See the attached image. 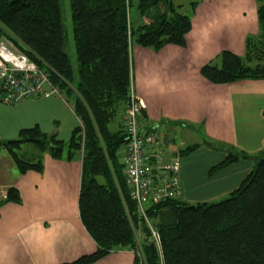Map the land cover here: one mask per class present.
<instances>
[{"label": "trees", "instance_id": "obj_1", "mask_svg": "<svg viewBox=\"0 0 264 264\" xmlns=\"http://www.w3.org/2000/svg\"><path fill=\"white\" fill-rule=\"evenodd\" d=\"M257 1L260 37L247 39L245 57L224 51L217 63L202 67L201 74L211 83L264 80V0ZM131 7L130 0H70L73 63L66 52L61 0H0V41L9 40L25 54L67 101L73 97L80 120L66 141L34 127L3 141L2 147L20 173L43 169L40 160L20 158L18 150L25 145L55 159H81L80 218L97 250L66 264H94L112 252L135 250L137 228L143 235L146 264H264V154L239 187L217 201L189 203L181 199L182 193L159 203L151 200L146 215L159 235L162 253L152 251L150 229L138 215L120 156L132 83L130 47L184 46L192 22L173 0H139L137 11L150 22L133 29ZM1 84L0 80V103ZM197 148L182 149L181 158ZM248 158L228 147L225 160L210 173ZM20 200L19 191L11 187L2 203Z\"/></svg>", "mask_w": 264, "mask_h": 264}, {"label": "crops", "instance_id": "obj_2", "mask_svg": "<svg viewBox=\"0 0 264 264\" xmlns=\"http://www.w3.org/2000/svg\"><path fill=\"white\" fill-rule=\"evenodd\" d=\"M173 2L178 11L185 10ZM184 14L192 22L184 46L154 50L131 45V82L146 105L141 125L157 134V150L169 160L184 148L198 147L181 158V199L212 202L238 188L264 154V80L213 84L201 69L217 63L224 51L247 55V39L261 33L258 1L190 0ZM130 15L133 29L150 22L139 12L132 19ZM79 125L73 101L58 93L0 103L2 142L34 127L66 141ZM228 147L249 158L211 174L210 169L225 160ZM42 155V171L20 173L7 149L0 147V264H66L97 250L80 218L81 159ZM124 157L125 151L123 162ZM11 187L19 191L20 202L2 203ZM94 264L136 262L132 251L122 250Z\"/></svg>", "mask_w": 264, "mask_h": 264}, {"label": "built area", "instance_id": "obj_3", "mask_svg": "<svg viewBox=\"0 0 264 264\" xmlns=\"http://www.w3.org/2000/svg\"><path fill=\"white\" fill-rule=\"evenodd\" d=\"M12 43L0 41V80L2 81L1 103L14 104L27 97L49 96L56 93L48 77L35 63L21 53L11 49ZM50 87V90L45 89ZM146 108L144 101L135 93L132 83L129 98L125 103L123 130L124 138V174L126 183L131 187V196L137 202L138 215L145 219L150 229V241L160 255L161 245L157 231L152 227L146 215L143 202L151 198L159 203L170 198H178L181 193L180 175L182 160L167 159L164 153L156 149L158 136L152 130L145 131L140 119ZM137 247L133 250L138 264H146L141 246L142 234L135 230Z\"/></svg>", "mask_w": 264, "mask_h": 264}, {"label": "rangeland", "instance_id": "obj_4", "mask_svg": "<svg viewBox=\"0 0 264 264\" xmlns=\"http://www.w3.org/2000/svg\"><path fill=\"white\" fill-rule=\"evenodd\" d=\"M176 3L182 4L183 6L185 5V10H181L179 12H182L184 14L186 12V9L188 8V2L190 0H174ZM61 9H62V17H63V23L66 31V36H67V45H66V52L68 53L70 59L74 63L76 60V55H75V48H74V39H73V26H72V21H71V13H70V0H61ZM131 15L130 18L132 19L133 13L138 12L136 5L132 4V7L130 9ZM12 50L18 52V50L15 48L14 45L10 46ZM45 89L50 90V87L45 86ZM58 93V92H56ZM55 93V94H56ZM70 102L73 101V97L71 99L67 98ZM118 119V118H117ZM117 122L112 123L111 129L115 130V125ZM203 141H201L202 143ZM205 142V141H204ZM203 142V143H204ZM3 149V148H2ZM123 152H124V147L122 148L120 152V156L123 160ZM18 154L20 158L29 161V162H37L39 159H42L43 155L41 152L37 151L33 146L28 145L24 146L22 149L18 150ZM178 158L181 159V155H177ZM144 207L148 208V206L151 204V198H148L143 202Z\"/></svg>", "mask_w": 264, "mask_h": 264}, {"label": "water", "instance_id": "obj_5", "mask_svg": "<svg viewBox=\"0 0 264 264\" xmlns=\"http://www.w3.org/2000/svg\"><path fill=\"white\" fill-rule=\"evenodd\" d=\"M204 144L206 145V146H209V147H211L212 146V144L210 143V142H204ZM3 145V142L1 141V139H0V147ZM192 207H194V206H192ZM151 249H152V251L156 254V247L154 246V244H151Z\"/></svg>", "mask_w": 264, "mask_h": 264}]
</instances>
